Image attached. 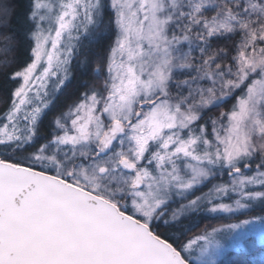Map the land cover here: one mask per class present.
I'll return each instance as SVG.
<instances>
[{
  "label": "snow or ice",
  "instance_id": "6c2138e0",
  "mask_svg": "<svg viewBox=\"0 0 264 264\" xmlns=\"http://www.w3.org/2000/svg\"><path fill=\"white\" fill-rule=\"evenodd\" d=\"M0 39L22 51L0 59V264L264 244V215L185 239L201 212L264 213V0H28Z\"/></svg>",
  "mask_w": 264,
  "mask_h": 264
},
{
  "label": "trees",
  "instance_id": "16d2710c",
  "mask_svg": "<svg viewBox=\"0 0 264 264\" xmlns=\"http://www.w3.org/2000/svg\"><path fill=\"white\" fill-rule=\"evenodd\" d=\"M4 3H7L11 9L12 12L8 17H2L0 16V31L4 30V25L7 23L8 28H12L16 24V19L19 16H22L25 12L28 0H3ZM108 11H111L108 9ZM103 43L106 45L107 41L104 40ZM4 48V42L2 39H0V49ZM22 55V51H16V52H8L3 53L0 51V59L7 58L11 59L13 56H20ZM75 64V62H74ZM74 79L73 81L67 85V87L63 90V95L60 97V103H70L71 98H74V93L76 92L77 88L79 87L81 76L78 71H74L73 73ZM84 79L90 80L92 83L99 85L102 83V81L96 79L94 76L85 77ZM2 80V78H0ZM227 107H230V103L221 106L218 109H213V112L210 113L211 115H216L220 111L226 110ZM4 108V104L0 102V111H2ZM47 125V121L45 122ZM208 188L201 186L200 191L196 192V195L202 194L204 192H207ZM256 213L263 214L260 210V206L257 205L255 207V210H247L245 212H237L235 214H216L212 215L207 212H201L198 213L196 216H193L189 222L185 225V230L187 231L188 235L185 237V239H188L192 234H194L197 230L200 228H212L219 224H226L232 221H236L241 219L244 215H256ZM190 229V230H189ZM161 231H164L162 228ZM232 258L231 261L226 264H255L247 253L245 252H232L230 253ZM192 264V263H191Z\"/></svg>",
  "mask_w": 264,
  "mask_h": 264
},
{
  "label": "rangeland",
  "instance_id": "374dc122",
  "mask_svg": "<svg viewBox=\"0 0 264 264\" xmlns=\"http://www.w3.org/2000/svg\"><path fill=\"white\" fill-rule=\"evenodd\" d=\"M202 194H198V195H202ZM219 202L220 203H231L232 201L231 200H221ZM245 211H247V210H240L239 212H245ZM216 214H230V213L218 212V213H214L212 215H216ZM257 215H264V213L263 214L256 213V215H250V214L244 215L241 219L236 220V221H232L229 223H237L240 220L250 219L253 216H257ZM229 223H226V224H229ZM226 224H219V225H216L214 227H219V226L226 225ZM255 227L257 228V233H256V237H255V239H256L255 246L252 247L251 249L247 250V251H244V252L248 254L250 259L255 264H264V244H262L260 241L259 225H256ZM210 230H211V228H207V227L203 228L202 227L199 230H197L194 234H192L189 238H191L195 235H198V234H203L204 232L210 231ZM232 252H237V251H231L230 250L225 255L220 257V264H226V263L230 262L231 258H232L230 253H232ZM200 257H201L200 249H195V250H193L192 254L189 256V259H190L192 264H201V260L199 259ZM203 259L206 261H210L209 256H205V257H203Z\"/></svg>",
  "mask_w": 264,
  "mask_h": 264
}]
</instances>
